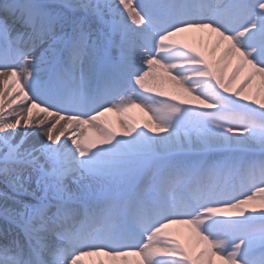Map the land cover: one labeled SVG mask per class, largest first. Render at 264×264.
Returning <instances> with one entry per match:
<instances>
[{
    "label": "snow or ice",
    "instance_id": "6c2138e0",
    "mask_svg": "<svg viewBox=\"0 0 264 264\" xmlns=\"http://www.w3.org/2000/svg\"><path fill=\"white\" fill-rule=\"evenodd\" d=\"M85 257L264 264V0H0V264Z\"/></svg>",
    "mask_w": 264,
    "mask_h": 264
},
{
    "label": "bare ground",
    "instance_id": "6f19581e",
    "mask_svg": "<svg viewBox=\"0 0 264 264\" xmlns=\"http://www.w3.org/2000/svg\"><path fill=\"white\" fill-rule=\"evenodd\" d=\"M200 35L203 36L202 41L200 39H191V38H187V37H181V39L184 40V42H187L190 45L198 48L199 50L205 51L207 54V50L212 46L213 38L207 32H204ZM243 75H244V70H242L241 73H239L237 75L236 80L233 81V86L235 85V83L237 81H239L241 79V77ZM155 79H157L156 80L157 83L154 86L157 88L158 92H165V93H168L169 95L177 94L176 88L170 82H167L166 80H164L162 74L158 73L156 75ZM151 84H152V81L150 80V85ZM166 84L169 85V87ZM258 84H259L258 77H254L253 81H252L253 91ZM249 94H252V92L250 91ZM151 95L157 96V93H152ZM157 98H159V97L157 96ZM185 98L190 99V97H185ZM9 103H10V101H9ZM13 107L15 108L16 111H20L21 108H25V111L23 114L27 115L25 105H20L19 107L14 105ZM112 112H113V115H111L108 112L104 113V115L101 117V119L104 120L105 122H107L118 135H121L124 131V129L121 127V124H120L121 120H124L126 123L134 124L138 128H142L143 125L146 122H148V116L140 108L133 107V108L126 109L125 111L119 112V113L115 112V111H112ZM6 113H7V105H6ZM41 118H43V117H41ZM23 127H24L23 124H21V126L19 127L20 133L23 132ZM85 134L91 135L90 130H87V128H86ZM44 139H45V137H43V135H41L39 142H42ZM62 139H63V137H62ZM33 142H36V141L34 140V138L30 137L28 139V143H33ZM182 229H185V230H182ZM167 232L170 235L175 236L177 239H179L181 241V243H185L186 238L189 234V229L186 225L178 224V226L169 227L167 229ZM96 259H106V258H103V257H100V258L85 257L84 258L85 264H92V262ZM136 259L137 258H135V257H131V261H135Z\"/></svg>",
    "mask_w": 264,
    "mask_h": 264
}]
</instances>
